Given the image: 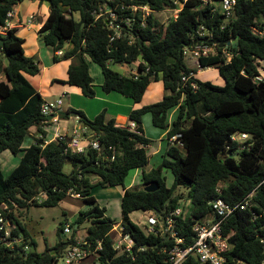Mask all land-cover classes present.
<instances>
[{"label":"trees","instance_id":"obj_1","mask_svg":"<svg viewBox=\"0 0 264 264\" xmlns=\"http://www.w3.org/2000/svg\"><path fill=\"white\" fill-rule=\"evenodd\" d=\"M25 0H0V27L7 13ZM48 2L50 13L40 28L41 39L54 53L53 61L72 59L66 83L79 86L84 95L95 97L94 81L89 60L102 68L104 92H119L133 101H141L153 80H162L169 91L158 102L134 109L130 119L136 121L138 132L117 126L108 120L105 111L88 118L80 110L68 109L63 118L75 111L79 120L95 131L102 150L89 148L84 153L66 151L61 140L46 141L44 126L48 116L43 114L45 99L27 78L37 75L40 67L24 50V38L10 28L0 34L4 40L0 48V153L5 150L17 155L23 151L20 163L4 176L0 167V211L14 226L12 236L22 237L9 246L13 238H0V264H55L69 244L77 241L76 230L90 221L86 249H95L101 242L93 264H167L168 250L175 240L167 235L147 234L130 214L142 210L163 218L179 207L182 196L176 193L186 186L191 201L190 212L177 219L183 246L194 243L195 219L212 218L210 202L222 198L236 205L249 193L254 195L246 209L237 208L223 223V233L229 240L224 253L229 264H262L264 261V78L260 62L264 61V0H236L233 14L226 18L220 7L204 0H38ZM217 1V0H215ZM147 5L152 12L145 18L143 11L132 6ZM107 6L118 14L114 20L121 29L117 35L107 16L95 12ZM180 8L178 16L162 23L156 12ZM79 13V19L73 14ZM126 18L131 21L126 22ZM205 26L210 36L200 37L196 31ZM236 38L238 47L223 41ZM213 39L214 41H210ZM70 42L72 48L65 49ZM214 46L215 51L200 57V67H216L225 79L224 86L202 81L195 76L188 84L183 75L198 70L188 66L183 50L186 46ZM63 51L58 54V51ZM140 60L139 73L123 75L110 63L132 64ZM196 81L198 89L190 83ZM178 113L170 125L169 113ZM150 114L154 126L169 129L168 137L176 136L179 145L169 144L161 164L143 171L140 185L126 188L122 197V223L136 241L132 252L114 247L113 224L117 220L106 216L94 195L95 186H124L129 173L144 168L149 162L148 145L151 139L143 134V117ZM32 127L42 137L34 138L29 146L24 141ZM238 132H248L253 138L240 149L232 141ZM115 148L113 150L109 148ZM224 152H229L224 155ZM114 156V159L112 157ZM70 159L73 170L64 166ZM164 169L174 176L167 185ZM96 178V179H94ZM156 182L159 188L146 191V185ZM221 186V192L218 187ZM79 193L93 207L80 211L75 222L77 229L67 240L60 239L44 252L37 251L38 243L17 219L14 208L58 205L70 191ZM42 198V199H40ZM59 227L63 232L64 224ZM16 226V227H15ZM142 247V249L140 248ZM184 264H199L190 253Z\"/></svg>","mask_w":264,"mask_h":264},{"label":"built area","instance_id":"obj_2","mask_svg":"<svg viewBox=\"0 0 264 264\" xmlns=\"http://www.w3.org/2000/svg\"><path fill=\"white\" fill-rule=\"evenodd\" d=\"M205 4H212L214 7L211 10L214 12L215 9H221L222 13L228 19L233 14L234 6L236 5V0H204ZM132 8L136 11L141 9L143 11V22L142 25L146 24L145 18L152 12V10L147 6H135ZM166 10H174L175 13L173 17L178 16V12L180 8L176 9H166ZM97 17L107 16L111 20V27L114 28L117 32V35L121 34V29L118 24L114 23V20L117 18L118 14L115 10L107 7L101 6L99 11L95 12ZM15 12L14 9L9 10L7 13L6 22L3 26L0 27V34H5L7 30L11 28V19L14 17ZM33 18V16H31ZM130 18H126V22H130ZM30 22V21H29ZM200 37L210 36L212 38V34L207 31L205 26H200V28L196 31ZM215 51L214 46H204L197 45L195 48L190 46H186L183 50V54L186 57L189 56L191 59L196 60L198 67H200L199 60L202 56H208L210 53ZM63 51H58V54H62ZM139 73L135 74L137 77ZM194 76V73L190 75H183L182 82L186 85L190 81L191 77ZM192 89H198L199 84L196 81L190 83ZM63 100L62 98L57 99H45L42 105V112L48 116V123L50 122H58L60 117V112L62 111ZM52 115L51 118L49 116ZM47 123V124H48ZM79 125H74L71 132H62L58 131L55 133L52 139H48L46 137L45 143H49L52 140H61L65 142L66 151L70 150L72 153H84L89 148H95L98 151L102 150L101 141L97 135V133L86 125L85 123L79 120ZM122 127L128 128L131 131L138 132L137 123L134 120H131L127 124L121 125ZM42 137V134L37 136ZM252 134L248 132H238L232 136V141L239 143V148H246V143L248 140L252 139ZM171 139H176V136H172ZM110 150H113L115 154V148L110 147ZM114 159V156L112 157ZM264 182V180L262 181ZM218 191L221 192V186L218 187ZM69 194H73L76 196L81 195L74 191H70ZM254 195V191L246 195L242 201H240L236 205H232L222 198L214 199L210 202L212 207L213 216L211 219L206 221H201L195 219V223L193 224V231L195 241L193 244L188 246H183L184 243L183 238L179 235V231L177 228V219L179 216L183 214V209L178 207L176 210L171 211L169 214L164 216L163 218L159 217L154 212L142 211L146 221H138L136 222L141 226V228L147 234L153 233L157 235H167V237H171L175 240L174 246L168 250V257L166 259L167 264H184L188 255L190 253H194L199 261V264H229L224 253L229 249V240L223 233L222 225L224 221L237 209H246L250 201ZM187 215V214H185ZM11 228V229H10ZM14 226L9 220L4 216V214L0 211V238L7 240L9 238H13L12 230ZM72 227L69 223L64 225L63 232L72 234ZM112 233L114 234V247L117 250L121 251H131L133 250L134 245L136 244L135 239L126 232V228L122 221H117L113 224ZM22 240V237H14L13 240L8 241V245L12 246L14 243H18ZM87 243L86 239H77L76 243L69 244L65 249V252L62 256L64 259V264H82L83 260L88 258L90 255L96 254L98 250H102L101 242L95 249H86L85 244ZM90 246V244H86ZM142 249V247H140ZM60 260V259H59ZM55 264H60V261ZM238 264H246L240 262ZM264 264V261L263 263Z\"/></svg>","mask_w":264,"mask_h":264},{"label":"crops","instance_id":"obj_3","mask_svg":"<svg viewBox=\"0 0 264 264\" xmlns=\"http://www.w3.org/2000/svg\"><path fill=\"white\" fill-rule=\"evenodd\" d=\"M34 1L35 2H33V3H36L34 7H30L29 5L24 4L25 1L16 5L14 7L15 15L11 19V22H12L11 28H16L17 34L19 36L23 37L25 40L23 46H24V50H25L26 55L34 58L40 67V73L39 74H37V75L26 74L27 78L37 88V90L41 93V95L44 99H48V97H52L56 94L59 96L64 95V94H68V93H73L74 95H77V96H79L80 94L84 95L82 89L79 86L66 83V81L68 80V77H69L68 70H69V67L72 63V59H65V60H61L58 62H54L53 61V56H54L53 51L51 50L52 54L50 55L48 50H46L45 44L43 43V41L41 39V34H40L39 30L42 27V25L44 24V22L46 21L48 15L50 13V7H49L48 2L41 3L38 0H34ZM31 16H33V18H31ZM69 44H70L69 45L70 47L67 49L72 48V44L70 42H69ZM64 50H66V49H64ZM139 63H140V60H138L132 64L121 63L122 64L121 67H123L122 69L124 70V73H122L118 69H116V70L119 71L120 73H122L123 75L136 74L138 72ZM129 65H131V66H129ZM192 68H194V67H192ZM197 69H198V71L196 73H194L195 77L204 68L199 67ZM99 80H100V84H102L103 80H104L103 73H102V77ZM112 93L113 92L106 93V97H104V100L106 102V106H103L102 109H100L101 110L100 112L105 111L106 118L108 120L114 119L116 122V125L121 126V125L127 124L131 121L130 113L132 110L139 109L145 105L161 101L165 97V95H167L169 93V91H167L165 89L164 82L162 80H153L149 84V86L147 87L141 101H139V102H135L132 99L130 100V98L129 97L127 98V96H122V97L121 96H113ZM96 96H97V92H96ZM72 106H73L74 110H80V111L84 112V114L88 118H91V119L94 118V116L89 114V111L85 107H82L81 105L80 106L72 105ZM110 106H113L112 107L113 109L112 108L110 109ZM70 108H68V109H70ZM68 109L62 108V111L66 112ZM99 113L95 114V116L98 115ZM177 113H178L177 108L173 109L169 113L170 125L175 120ZM61 115L62 114H60L58 122H50L48 125H46L44 127V130H46V132H47L45 137H47L48 139H52L53 136L55 135V133L58 131H62V132L69 131L67 124H69L71 122L70 118L72 116L69 115V118H63ZM76 118L79 121V116H76ZM169 129H170V127H169ZM169 129H162V128H158V127L154 126L152 123L151 115L150 114L144 115V117H143V130H144L143 134L146 137H148L149 139H151V142L147 147L148 154H149V161H150L151 157L152 158L157 157L162 161L170 143H172L174 145H179V143L176 141V139H171L168 137ZM32 142H34V140H32L31 143ZM7 151L8 150H5L0 154H4ZM0 164H1V161H0ZM0 167L2 169L4 176H5L4 169H3V163L0 165ZM138 169H141V168H137V171H138ZM142 174H143V172H142ZM137 175H138V173L136 172L135 178H137ZM141 183H142V178H141L140 183H137L135 181V184H137V185H140ZM131 184L132 183H130L127 187H124L122 185H118V186L102 187V189L105 192L104 194L112 195V196H114L113 199H115L116 201L119 200L121 203V209H122L123 194H124L126 188L132 187V186H130ZM91 194L96 197L97 202L101 207L106 208L105 215L112 218L110 211H109L110 201L109 200L108 201H102L99 197H97V194L94 193L93 190H92ZM104 202H106V203H104ZM101 204H103L104 206H102ZM138 211L142 212V210H138ZM134 212H136V211H134ZM134 212H132L130 214V217L134 222H138L139 220L140 221L144 220L145 217L140 218L139 220L135 221L132 218V214ZM78 215H77V217H78ZM114 218H117V221H121L123 219V214L121 213L120 218H118V217H114ZM76 226H78V224H76ZM87 234H88V230L86 229V230H84L83 235H81V236L78 235L77 239H85ZM37 251L43 252V251H40L39 249H37Z\"/></svg>","mask_w":264,"mask_h":264},{"label":"rangeland","instance_id":"obj_4","mask_svg":"<svg viewBox=\"0 0 264 264\" xmlns=\"http://www.w3.org/2000/svg\"><path fill=\"white\" fill-rule=\"evenodd\" d=\"M33 2L35 1L25 0L24 4H27L30 7H34L36 3H33ZM177 4L179 7L181 6L180 0H177ZM174 13H175L174 10H164V11L156 12V17L162 23H166L171 17H173ZM73 16L75 19H79V13L75 12ZM69 45H70L69 42H67L65 44V49L69 48L70 47ZM45 48L46 50H48V52L51 55L52 49L50 47H47L46 45H45ZM185 60L188 66L199 68L197 66L196 60L191 59L190 54L188 57H186ZM89 65H90V73L94 81V89L97 92V96L87 97L81 94L77 96V95H74L73 93H68V94H64L61 96L56 94L52 97H48V99L62 98L63 100L62 108L64 109H68L70 107L74 109L72 105H78V106L81 105L82 107H85L89 111L90 115L95 117V114L99 113L101 111L100 109H102L103 106H106V102L104 100V97H106V92H104L102 88V84H100V80H99L102 77L101 66L98 63L90 61V60H89ZM121 65L122 64L111 63L110 67L115 70L118 69L119 71L124 73V70L122 69L123 67H121ZM260 70L262 73V77L264 78V61L260 62ZM196 78L202 81H211L213 84L219 85V86H224L226 83L225 79L221 76L219 69L216 67H208V68L202 69L200 73L197 74ZM112 94L113 96H121V97L125 96L119 92H113ZM131 99L132 98H130V100ZM112 107L113 106H110V109ZM70 119H71V122L67 124L68 130H69L68 132L72 131V128L74 125L80 124L76 116H72ZM39 134L40 133L37 132V128L32 127L30 130V134L27 135V137L25 138L23 146L27 147L31 143V141L34 140V138H37ZM228 153L229 152H224V155ZM22 155H23V151L15 155L9 150L4 154H0V161H1V164L3 163V169H4L5 176H8L11 173V171L20 163ZM160 161L161 160L157 157H153V158L151 157L150 161L144 168L138 169V171L137 169L132 170L125 180L124 187H127L130 183H132L130 186L132 187L136 186L137 184H135V181L137 183H140L141 178H142V172L143 171L148 172L152 168L158 167L162 162ZM73 167H74L73 162L70 159H67L65 166H64L65 172L70 174L73 170ZM136 172L138 173L137 178H135ZM163 175L166 178L167 185L171 186L174 181V176H173L172 171L170 169H164ZM92 190L94 193L97 194V197H99L102 201H108V200L110 201L109 211H110L112 218L121 217L122 209H121V203L119 200L116 201L115 199H113L114 196L104 194L105 192L102 189V186H95ZM188 191L189 189L186 186H179L176 190V193L182 196L179 207L185 210V214H188L191 208V201L187 197ZM101 205L104 206L103 204ZM92 207H93V203L85 201L82 197L76 196L73 194H68L56 206H52V207L31 206L29 209H20V208L15 207L14 212L16 214L17 219L27 228V230L31 233L32 237H34L35 240L37 241L38 243L37 249L44 252L47 250V248H51L55 246L56 243L59 242L60 239L67 240L70 237L69 234H66L64 232L59 234V227L62 222H66L71 225L75 222L76 217L80 213V211H86V210L91 209ZM144 217L145 216L143 212L141 211H136L132 214V218L135 221L139 220L140 218H144ZM114 219L117 220V218H114ZM144 221H146L145 218H144ZM90 224H91L90 221L86 220L85 222L81 224V227L79 229H77L78 226L76 225H75L76 228L71 226L73 228L72 233H74V230L77 229L76 236L77 237L78 235L81 236L84 234V230L86 229L88 230V227L90 226ZM64 252L65 250L63 251V254ZM95 255L96 254L90 255L88 258L83 260L82 264H93ZM62 256L59 260L60 264H64V259L62 258Z\"/></svg>","mask_w":264,"mask_h":264},{"label":"water","instance_id":"obj_5","mask_svg":"<svg viewBox=\"0 0 264 264\" xmlns=\"http://www.w3.org/2000/svg\"><path fill=\"white\" fill-rule=\"evenodd\" d=\"M210 41H214V40L211 39ZM3 44H4V40L1 39V40H0V48L3 47ZM230 44H232V45L235 46V47H238V41L236 40V38H232V39L229 40V41H223V42L221 43V46H224V45H225V46H229ZM60 114H62V115H66V112L61 111ZM69 115H70V116H79L78 113L75 112V111L70 112ZM51 117H52V115L49 116V118H51ZM158 188H159L158 183L153 182V183H150V184L146 185L144 189H145L146 191H149V192H154V191L157 190Z\"/></svg>","mask_w":264,"mask_h":264}]
</instances>
